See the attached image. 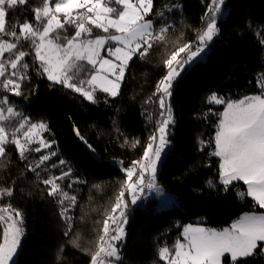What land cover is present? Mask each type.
I'll return each instance as SVG.
<instances>
[{"label": "trees", "instance_id": "trees-1", "mask_svg": "<svg viewBox=\"0 0 264 264\" xmlns=\"http://www.w3.org/2000/svg\"><path fill=\"white\" fill-rule=\"evenodd\" d=\"M180 2L182 7L177 6ZM38 6H42V0H26L23 5L6 8V27H15L19 32L22 23L35 25L34 9ZM210 6L211 0H153L146 17L166 14L172 24L163 39L151 41L146 55L133 57L119 94L112 96L96 87L95 103L48 80L39 69L30 42L16 41L19 50L28 53L23 61L29 65L23 70L28 78L20 82L23 95L0 88V97L7 96L11 105L23 113L15 120L29 118L31 123H46L48 131L44 135L56 153L47 168L36 167L40 152L30 151L24 159L13 144L0 158V189L12 190L11 196L0 198V207L11 205L23 216L25 234L17 264H91L98 251L103 221L124 187L125 170L142 159L159 122L166 118V113L165 117L160 115L164 110L159 107L157 92L168 72L165 61L184 44L195 47ZM171 7L170 12L166 11ZM221 13L217 14L220 31L214 37L213 50L206 59L185 66L167 98L175 123L168 128L170 143L158 170L157 184L185 200L187 207L158 211L155 196L145 204L128 207L127 236L117 264H167L159 257V249H172L183 238L185 224L202 221L223 228L246 211L263 210L253 198L238 195L246 188L243 183L228 187L218 184L220 159L210 154L215 151L219 114L226 105L210 103L208 98L215 93L229 101L260 93L264 0H225ZM66 29L61 35L71 37L73 27ZM101 34L102 30L93 27L92 37ZM4 38L14 41L10 36ZM9 58H14V53H5L3 59ZM7 67L9 71L10 65ZM88 75L90 71L81 73L80 78L87 79ZM61 160L65 163L60 164ZM69 170L71 174L61 180L60 186L75 197L71 206L49 195L51 186L43 183L51 174ZM65 207L68 212L62 215ZM224 264H231L230 256L225 257ZM244 264H264V255L245 258Z\"/></svg>", "mask_w": 264, "mask_h": 264}, {"label": "snow or ice", "instance_id": "snow-or-ice-1", "mask_svg": "<svg viewBox=\"0 0 264 264\" xmlns=\"http://www.w3.org/2000/svg\"><path fill=\"white\" fill-rule=\"evenodd\" d=\"M18 3L23 5L26 0H0V88L16 96L23 95L20 82L28 78L23 70L29 67L23 62L28 53L19 50L16 41L30 42L39 69L48 80L72 89L95 103L93 93L97 84L103 92L118 95L119 81L124 77L128 62L136 54L140 57L146 55L152 47L151 41L163 39L167 31L162 28L160 34H155L153 22L145 19L152 10L153 0H42V6L34 9L35 25L22 23L18 32L15 27H6V8H12ZM113 4L116 7L110 6ZM224 4L225 0H211V6L207 9L210 15L206 17V26L198 35L195 47L190 43L184 44L165 61L168 72L159 82L157 92L160 93L159 107L164 110L160 115L165 117L166 113V118L159 122L158 135L154 134L150 138L151 142L142 159L134 161L132 167L125 170L124 187L111 214L103 221L98 251L92 256L91 264H115L121 259L118 244L127 235L125 226L128 223L129 207V201L124 199L125 192L131 194L130 203L135 205L142 198L145 188L159 190L156 183L157 167L164 149L170 143L167 139L169 125L175 123L167 98L171 97L173 83L185 66L208 54L206 50L220 31L217 27V14H222ZM60 13L63 19L57 15ZM66 26L74 29L71 37L61 35L62 31L67 30ZM93 27L107 35L92 38ZM112 29L115 31H110ZM8 36L13 37L14 41L4 38ZM109 42L115 47L110 46L106 51L108 56L115 58V62L101 55V50ZM5 53H14V58L5 61ZM181 53H184L183 57ZM8 65L13 70L10 76H6ZM86 71H90L87 79L80 78L81 73ZM109 75L114 79H109ZM86 84L87 89L84 87ZM259 87V94L236 101H225L215 93L208 98L210 103L226 105L219 114L221 118L214 137L215 151L210 155L221 160L219 167L222 184L228 186L233 181H243L247 191L238 195L252 197L264 209V74L260 77ZM22 116L23 113L11 105L7 96L0 97V158L5 156V145L9 143L16 146L24 159L28 151L41 152L43 148H51V143L39 136L40 132L48 131L46 123H31L25 118L11 133L7 131L3 122ZM17 133H22L23 141ZM33 143L37 146L30 148L29 145ZM54 155L55 152L41 155L36 167ZM59 163L64 164L65 161ZM31 170L35 172L36 168ZM146 173L150 179H146ZM70 174L69 170L43 181L45 185L51 186L49 195L60 197V204L68 201L69 206L74 205L75 197L63 191L57 181ZM133 177L136 179L133 180ZM4 195L11 196L12 190L0 189V198ZM67 212L68 207H65L62 215ZM0 225H3L0 229V264H16L14 258L25 234L23 216L19 210L12 209L11 205L0 207ZM182 237L172 249L167 246L159 249V257L167 260V264H222L225 254L230 255L231 264H244L245 258L264 255V214H244L230 228L222 230L188 225L184 227Z\"/></svg>", "mask_w": 264, "mask_h": 264}, {"label": "rangeland", "instance_id": "rangeland-1", "mask_svg": "<svg viewBox=\"0 0 264 264\" xmlns=\"http://www.w3.org/2000/svg\"><path fill=\"white\" fill-rule=\"evenodd\" d=\"M183 4V3H182ZM110 6H113V7H116V5H110ZM57 15H59L60 16V18L61 19H63V14L62 13H60V14H57ZM145 19H150L152 22H153V27H154V33L155 34H160V30L162 29V28H168V26L170 25V24H172V19H170L169 18V16L168 15H165V16H159V15H157V16H155V17H153V18H148V17H145ZM110 31H112V32H114L115 30L114 29H112V30H110ZM101 35H107V33H104V34H101ZM92 38H94V37H92ZM214 40V39H213ZM198 43V42H197ZM212 43H213V41L210 43V45H209V49L208 50H206L207 51V53L209 54L212 50H213V46H212ZM115 47V45L114 44H112V42H109L108 44H106L105 46H104V49H102L101 50V55L102 56H104L105 58H108V59H112L114 62H115V58L114 57H110V56H108V54H107V48H109V47ZM141 51H143V49H141ZM208 54L206 55V56H203V54H202V56H203V59H200V58H197L195 61H193L192 63H194V62H196V61H199V60H204V59H206L207 58V56H208ZM134 57V56H133ZM133 59V58H132ZM131 59V60H132ZM131 60L128 62V66H129V64H130V62H131ZM191 63V64H192ZM190 64V65H191ZM128 66H127V68H128ZM127 68H126V70H125V74H126V71H127ZM13 70L11 69V67H9V71L6 73V76H10V73L12 72ZM125 74H124V77H125ZM46 75V74H45ZM101 75H106V73H101ZM124 77H123V79H124ZM13 79H17V78H15V77H12ZM109 79H114V77H111L110 75H109ZM123 79L121 80V81H119V85H120V87H119V92H120V90H121V86H122V81H123ZM85 87V86H84ZM97 88H100L99 87V84H97V86H96ZM86 89L88 88V87H85ZM119 92H118V94H119ZM217 95V94H216ZM250 95H257V94H250ZM250 95H246V96H250ZM217 97H219L218 95H217ZM245 97V96H244ZM244 97H242V98H244ZM220 98V97H219ZM242 98H239V99H242ZM239 99H231L232 101H236V100H239ZM16 118V117H15ZM15 118H11L9 121H7V122H3L4 124H5V126H6V129H7V131L9 132V133H11L13 130H14V128L15 127H18L19 126V123H20V121L19 120H15ZM25 119V118H24ZM28 120H29V118H27ZM23 120V119H22ZM34 123H41V122H34ZM26 128H27V125H26ZM45 132L46 131H42V132H40L39 133V136L40 137H42L44 140H46V138H45ZM17 135L18 136H20L21 137V140L23 141V137H22V133H17ZM157 135H158V133H157ZM168 136H169V133H168V135H167V139H168ZM9 139H11V136H9ZM47 141V140H46ZM51 143V142H50ZM8 145H11V143H9V144H7V145H5V149L7 148V146ZM53 144L51 143V148H43L42 149V151L40 152L41 153V155H47L49 152H55L54 150H53V146H52ZM37 146V144L36 143H33V144H31V145H29V147L30 148H34V147H36ZM154 147H155V145H154ZM166 149H167V147L164 149V152L166 151ZM33 152H35V151H33ZM164 152L162 153V156H161V161H162V158H163V156H164ZM26 153H30V151H28V152H26ZM40 155V156H41ZM219 158V157H218ZM220 159V158H219ZM161 161L158 163V167H157V173H156V183H157V174H158V170H159V167H160V164H161ZM39 162V159H37L36 160V162H35V164H37ZM47 162L48 161H46V162H44V164H41L40 165V167H44V168H47ZM220 163H221V160H220ZM61 175V174H60ZM60 175H55V174H51V176L49 177V178H51V177H54V176H60ZM146 175V179H150V176L146 173L145 174ZM48 178V179H49ZM136 178L135 177H133V180H135ZM57 183H61V180H59V181H57ZM234 183H243L244 184V182L243 181H233L232 182V184H230V185H228V186H231V185H233ZM218 184H220V185H222V186H224L223 184H222V182H221V179H220V177H219V181H218ZM158 185V184H157ZM245 185V189L243 190V189H241L240 191H239V193H242V192H245L246 193V191H247V185L246 184H244ZM228 186H224V187H228ZM158 188H159V190L158 191H156V190H149V189H147V188H145V190H144V193L142 194V196L146 193V192H149V193H151V196H155L156 198H158V200H159V202H158V205H157V210L158 211H162V210H166V209H170V208H179V209H185L186 207H187V202L185 201V200H183L182 198H180V197H178V196H176L175 194H172V193H170L169 191H167V190H165L164 188H162L161 186H159L158 185ZM245 196H247V195H244L243 197H245ZM250 197V196H249ZM252 198V197H251ZM124 199L125 200H127V201H129V207H130V193L129 192H125V196H124ZM256 202V201H255ZM137 203H138V201H137ZM136 203V204H137ZM244 214H257V215H260V214H264V209L263 210H251V211H246V212H244L243 214H241V216L239 217V218H241ZM239 218H237V219H235L230 225H228V226H225V227H223V228H216V227H212V226H209V225H206V224H204L202 221H198V222H194V223H188V224H185L184 226H183V229H184V227H186V226H188V225H192L193 227H203V228H206V229H216V230H222V229H225V228H230V226L234 223V222H236ZM114 227V226H113ZM126 227V226H125ZM110 231H111V229H110ZM127 233V232H126ZM127 236V235H126ZM126 239V238H125ZM125 239L123 240V242H121L120 244H118V247H119V249H120V257L122 256V254H121V247H122V244L125 242ZM183 239V238H182ZM181 239V240H182ZM164 247V246H163ZM226 256H230L229 254H225V257ZM225 257H223L222 258V264H224V262H225ZM164 261H166L167 262V260H164ZM115 264H117V262H115Z\"/></svg>", "mask_w": 264, "mask_h": 264}, {"label": "built area", "instance_id": "built-area-1", "mask_svg": "<svg viewBox=\"0 0 264 264\" xmlns=\"http://www.w3.org/2000/svg\"><path fill=\"white\" fill-rule=\"evenodd\" d=\"M151 196V193H149V192H146L143 196H142V198L140 199V200H138V203L137 204H139V203H143V204H145L146 202H147V200L149 199V197ZM133 207V205L132 204H130V208H132Z\"/></svg>", "mask_w": 264, "mask_h": 264}, {"label": "crops", "instance_id": "crops-1", "mask_svg": "<svg viewBox=\"0 0 264 264\" xmlns=\"http://www.w3.org/2000/svg\"><path fill=\"white\" fill-rule=\"evenodd\" d=\"M178 7H182V3L180 2L178 5H177ZM174 7H171V8H169V9H167L166 11H171L172 9H173ZM161 13H165V12H161ZM166 15V14H165ZM130 199H131V194H130Z\"/></svg>", "mask_w": 264, "mask_h": 264}, {"label": "water", "instance_id": "water-1", "mask_svg": "<svg viewBox=\"0 0 264 264\" xmlns=\"http://www.w3.org/2000/svg\"><path fill=\"white\" fill-rule=\"evenodd\" d=\"M19 251H20V248L18 249V253H17V255L15 256V261H16V264H17V262H18V254H19Z\"/></svg>", "mask_w": 264, "mask_h": 264}]
</instances>
